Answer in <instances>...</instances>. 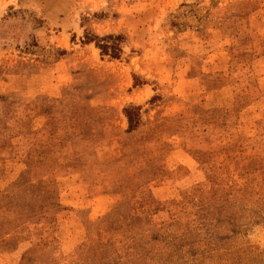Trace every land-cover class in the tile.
<instances>
[{"label": "rangeland", "instance_id": "1", "mask_svg": "<svg viewBox=\"0 0 264 264\" xmlns=\"http://www.w3.org/2000/svg\"><path fill=\"white\" fill-rule=\"evenodd\" d=\"M0 264H264V0H0Z\"/></svg>", "mask_w": 264, "mask_h": 264}, {"label": "trees", "instance_id": "2", "mask_svg": "<svg viewBox=\"0 0 264 264\" xmlns=\"http://www.w3.org/2000/svg\"><path fill=\"white\" fill-rule=\"evenodd\" d=\"M135 108L133 109H130L129 111H127V114H128V117L130 119V123H131V126L135 123V119L133 117V112H135Z\"/></svg>", "mask_w": 264, "mask_h": 264}]
</instances>
